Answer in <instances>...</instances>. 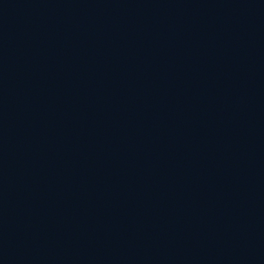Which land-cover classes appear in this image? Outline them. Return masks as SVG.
<instances>
[{"label": "water", "instance_id": "water-1", "mask_svg": "<svg viewBox=\"0 0 264 264\" xmlns=\"http://www.w3.org/2000/svg\"><path fill=\"white\" fill-rule=\"evenodd\" d=\"M0 264H264V0H0Z\"/></svg>", "mask_w": 264, "mask_h": 264}]
</instances>
